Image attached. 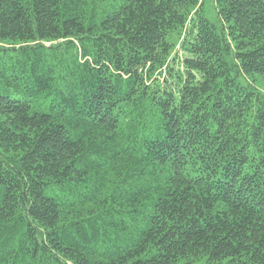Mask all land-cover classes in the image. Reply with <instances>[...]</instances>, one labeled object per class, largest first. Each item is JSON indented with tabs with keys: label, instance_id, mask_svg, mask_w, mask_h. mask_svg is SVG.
Masks as SVG:
<instances>
[{
	"label": "trees",
	"instance_id": "16d2710c",
	"mask_svg": "<svg viewBox=\"0 0 264 264\" xmlns=\"http://www.w3.org/2000/svg\"><path fill=\"white\" fill-rule=\"evenodd\" d=\"M0 0V264H264V0Z\"/></svg>",
	"mask_w": 264,
	"mask_h": 264
},
{
	"label": "rangeland",
	"instance_id": "374dc122",
	"mask_svg": "<svg viewBox=\"0 0 264 264\" xmlns=\"http://www.w3.org/2000/svg\"><path fill=\"white\" fill-rule=\"evenodd\" d=\"M207 12L212 15L211 16V19L214 21V22H218L217 18L215 17V14L212 13V5L209 3V0H207L206 2V6H205ZM262 90H264V85H262Z\"/></svg>",
	"mask_w": 264,
	"mask_h": 264
}]
</instances>
